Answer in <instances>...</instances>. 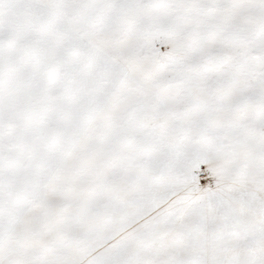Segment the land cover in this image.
Returning a JSON list of instances; mask_svg holds the SVG:
<instances>
[{"label": "snow or ice", "instance_id": "1", "mask_svg": "<svg viewBox=\"0 0 264 264\" xmlns=\"http://www.w3.org/2000/svg\"><path fill=\"white\" fill-rule=\"evenodd\" d=\"M0 264H264V0H0Z\"/></svg>", "mask_w": 264, "mask_h": 264}]
</instances>
